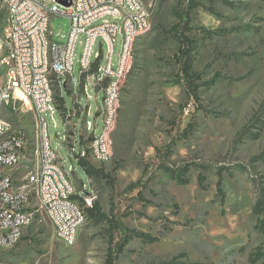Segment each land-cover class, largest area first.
I'll return each instance as SVG.
<instances>
[{
    "label": "rangeland",
    "instance_id": "374dc122",
    "mask_svg": "<svg viewBox=\"0 0 264 264\" xmlns=\"http://www.w3.org/2000/svg\"><path fill=\"white\" fill-rule=\"evenodd\" d=\"M146 2L151 11V26L134 41L130 68L121 80L114 117L108 124L111 157L107 162L89 159L111 175L114 186L111 188L106 178H90V184L107 213L114 201L123 212L132 211L123 219L126 225L158 236L159 241L132 239L116 264H152L183 253L192 261L250 264L249 252L264 245V235L254 229L253 213L258 193L256 180L264 173V160L256 159L264 150V0H201L194 10V69L202 76L201 84L217 80L214 85L200 86L198 102L188 101L184 85L178 81V43L169 32L175 21L172 8L178 0H167L164 5L161 0ZM106 18L119 22L111 16ZM69 26L67 15H55L50 24L54 32L51 39L64 43ZM84 37L80 36L75 48L77 77ZM121 45L118 35L114 67L119 63ZM97 52L103 53L105 66L109 47L99 35L95 37L92 59ZM86 85L89 96L79 91L78 84H74V91L70 84L62 89L65 106L76 112L72 123L76 124L77 138L83 142L89 137L86 121L96 120V133H101L109 111L103 88L96 90L89 81ZM2 114L14 128L29 133L25 156L14 169L15 178L26 182L37 163L39 137L34 112L30 104L17 99ZM46 118L52 146L67 170L70 166L75 168L70 174L83 195L80 184L89 185V178L64 142L67 125L58 111L53 116L47 112ZM190 121L195 126L191 135L177 138V126L184 128ZM171 141L175 143L169 162H191L190 182L179 184L161 168L154 167L144 176H153L143 189L147 202L137 197L138 189L126 192L130 184L143 176L146 165L156 160L158 150ZM220 167H224L226 192L223 206L216 196ZM201 170L207 176L206 189L198 183ZM107 228V224H96L88 217L80 228L77 243L66 246L55 238L48 220L37 217L15 246L0 249V263L104 264L110 245Z\"/></svg>",
    "mask_w": 264,
    "mask_h": 264
},
{
    "label": "built area",
    "instance_id": "2783aa9c",
    "mask_svg": "<svg viewBox=\"0 0 264 264\" xmlns=\"http://www.w3.org/2000/svg\"><path fill=\"white\" fill-rule=\"evenodd\" d=\"M1 14H8L9 31H6L5 38H0V54H3V61H0V249L15 246L37 217L48 220L57 240L73 246L80 233L77 221H81L80 208L73 205L77 186L70 173L75 172V168L70 166L67 170L57 151H47V144L52 141L46 114L60 113L67 125L64 142L78 162L90 157L99 162L108 161L111 154L105 148L106 127L114 117L116 82L126 74L130 35L150 28L151 11L146 0H118V6H111V0H72L70 6L57 0H0ZM57 14L67 15L70 21L62 44L51 39L54 35L50 28L51 19ZM108 16L119 22L110 21L106 18ZM81 35L85 36L84 52L79 59L77 77L74 57ZM98 35L109 47L105 66L102 65L103 53L97 52L92 59ZM118 35L122 40L121 53L119 63L114 67ZM48 49H55V57H48ZM47 81L55 82L54 92H47ZM87 81L96 90H105L104 100L109 111L101 133H96V120L94 123L86 121L89 137L83 142L77 138L76 124L72 123L76 112L65 106L62 89L70 84L74 91V84H78L79 91L89 96ZM17 99L30 104L39 137L36 167L22 183L15 178L14 169L25 156L29 133L26 129L14 128L10 122H3L2 114L10 102ZM76 104L79 105L78 100ZM80 187L92 207L97 195L90 179L89 185L81 182Z\"/></svg>",
    "mask_w": 264,
    "mask_h": 264
},
{
    "label": "trees",
    "instance_id": "16d2710c",
    "mask_svg": "<svg viewBox=\"0 0 264 264\" xmlns=\"http://www.w3.org/2000/svg\"><path fill=\"white\" fill-rule=\"evenodd\" d=\"M163 5L167 0H161ZM201 0H178L177 4L172 8L175 21L170 27L169 32L177 40L178 49L175 54V63L178 71V81H181L185 88L188 101L200 100V86L201 85H214L216 79L210 82H204L201 84L202 76L200 72L194 69V51L197 46V39L193 35L194 26L192 25L194 10L200 6ZM214 12V9H209ZM202 30L206 31L205 28ZM210 31V30H208ZM63 104L61 102L60 108ZM99 113V112H98ZM97 113V114H98ZM195 129L194 122L190 121L188 124L181 128L177 126L178 136L177 138H188ZM248 130L247 128L245 131ZM242 134V133H240ZM244 134V133H243ZM175 141L169 142L165 147L160 148L157 153V158L150 165H146L143 176L135 183L130 184L127 187L126 192L134 191L138 189L137 197L144 202H147L143 195V189L146 188L153 178L152 174L148 178H144L145 174L155 168H161L164 172L168 173L172 179L176 180L179 184L186 185L190 182L189 172L192 168V163L187 162L183 164H173L169 162V157L173 151ZM256 159L264 160V150L257 155ZM80 166L84 169L88 178L99 179L106 178L111 188L114 186V180L111 175L102 167H97L88 159H80ZM151 170V171H152ZM224 167H220L218 170V180L216 183V196L219 198L221 206L224 205L226 192L224 190ZM207 176L203 170L198 174V183L201 188L206 189ZM257 181L258 193L253 206V213L256 215V223L254 225L255 231L264 235V173L260 174ZM88 217L96 224L105 223L108 226L110 232V245L106 255L104 264H116L119 255L125 250L128 243L134 238H140L143 242L153 243L159 241L158 236H153L150 233L139 231L130 228L124 222V217L128 216L132 211L128 210L123 212L121 208L113 201L110 212L107 213L101 203L100 198H96L93 206L87 208ZM248 260L250 264H264V245H257L249 252ZM152 264H213L205 261H192L188 259L185 253L175 256L168 261H162Z\"/></svg>",
    "mask_w": 264,
    "mask_h": 264
},
{
    "label": "bare ground",
    "instance_id": "6f19581e",
    "mask_svg": "<svg viewBox=\"0 0 264 264\" xmlns=\"http://www.w3.org/2000/svg\"><path fill=\"white\" fill-rule=\"evenodd\" d=\"M111 6H118V0H111ZM6 31H9V22H8V14H1L0 15V38H5L6 37ZM143 31H136V35H130V49L129 52H126V74L129 71L130 68V59H131V52L133 49V44L136 39V37ZM48 57H55V49H48ZM0 61H3V54H0ZM121 75V78H119L116 82V94L114 97V101L119 97V90L121 89V80L127 75ZM55 89V82L54 81H47V92H54ZM105 91V90H104ZM116 119V118H115ZM3 122H8L3 118ZM115 122V121H114ZM114 124V123H113ZM86 131H87V125H85ZM108 125L106 127V139H105V148L109 149V144H108ZM110 137V136H109ZM53 142L52 144H47V151H56L53 148ZM107 162V161H103ZM82 188V187H80ZM79 188L75 187V195L76 198H73V205L75 208H80V219L81 221H77V231H80V228L84 225L88 218V212L87 208L90 207V199L86 198V196L80 195Z\"/></svg>",
    "mask_w": 264,
    "mask_h": 264
},
{
    "label": "water",
    "instance_id": "95a60500",
    "mask_svg": "<svg viewBox=\"0 0 264 264\" xmlns=\"http://www.w3.org/2000/svg\"><path fill=\"white\" fill-rule=\"evenodd\" d=\"M57 2H59L60 4L64 6H70L72 3V0H57Z\"/></svg>",
    "mask_w": 264,
    "mask_h": 264
}]
</instances>
